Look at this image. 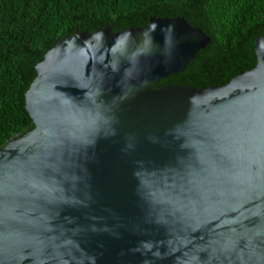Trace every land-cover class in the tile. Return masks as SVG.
Listing matches in <instances>:
<instances>
[{"label":"water","instance_id":"95a60500","mask_svg":"<svg viewBox=\"0 0 264 264\" xmlns=\"http://www.w3.org/2000/svg\"><path fill=\"white\" fill-rule=\"evenodd\" d=\"M209 40L150 17L43 54L0 148V264H264V34L226 83L162 85Z\"/></svg>","mask_w":264,"mask_h":264},{"label":"trees","instance_id":"16d2710c","mask_svg":"<svg viewBox=\"0 0 264 264\" xmlns=\"http://www.w3.org/2000/svg\"><path fill=\"white\" fill-rule=\"evenodd\" d=\"M150 17H181L210 39L162 85L224 84L254 66L253 40L264 34V0H0V148L32 128L23 94L58 40L142 27Z\"/></svg>","mask_w":264,"mask_h":264}]
</instances>
